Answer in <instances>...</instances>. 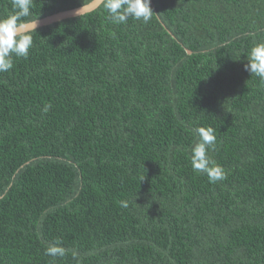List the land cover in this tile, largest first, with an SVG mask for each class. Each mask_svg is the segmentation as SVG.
<instances>
[{
  "label": "trees",
  "instance_id": "16d2710c",
  "mask_svg": "<svg viewBox=\"0 0 264 264\" xmlns=\"http://www.w3.org/2000/svg\"><path fill=\"white\" fill-rule=\"evenodd\" d=\"M90 1L33 0L19 23ZM150 6L31 30L0 73V264H264V81L244 68L264 0ZM194 127L224 180L193 170Z\"/></svg>",
  "mask_w": 264,
  "mask_h": 264
},
{
  "label": "clouds",
  "instance_id": "9594fccd",
  "mask_svg": "<svg viewBox=\"0 0 264 264\" xmlns=\"http://www.w3.org/2000/svg\"><path fill=\"white\" fill-rule=\"evenodd\" d=\"M32 3L33 0H12L14 12L0 17V73H6L13 68V55L26 58L29 54L33 38L19 21L30 16ZM150 4L151 0H104L103 7L114 23H126L129 17L147 23L154 15ZM34 30L36 31V25ZM246 59L245 70L264 81V41L255 43ZM50 108L51 105L46 104L43 111L46 113ZM191 131L198 138L190 148L193 170L205 174L209 183L224 180V169L209 155V149L214 148L216 144L215 129L194 127ZM122 206L126 207L127 204L122 202ZM66 252L58 241L49 243L45 248V254L53 258L64 257ZM75 256L76 253H73L74 258Z\"/></svg>",
  "mask_w": 264,
  "mask_h": 264
},
{
  "label": "water",
  "instance_id": "95a60500",
  "mask_svg": "<svg viewBox=\"0 0 264 264\" xmlns=\"http://www.w3.org/2000/svg\"><path fill=\"white\" fill-rule=\"evenodd\" d=\"M103 2H104V0H92L88 4H85L81 7H77L74 9L67 10V11L55 13L49 17L37 20L35 22L28 23V24L24 25V27L28 32H30L31 30L35 29V25H36V29H38V28H42V27H46V26L56 24V23L64 21V20L74 19V18L83 16L86 13H90V12L94 11ZM186 53L191 54V52L189 50H186Z\"/></svg>",
  "mask_w": 264,
  "mask_h": 264
},
{
  "label": "rangeland",
  "instance_id": "374dc122",
  "mask_svg": "<svg viewBox=\"0 0 264 264\" xmlns=\"http://www.w3.org/2000/svg\"><path fill=\"white\" fill-rule=\"evenodd\" d=\"M81 7V6H80ZM56 13H58V12H56ZM53 14H55V13H53ZM53 14H50L49 16H51V15H53ZM49 16H46V17H49ZM46 17H43V18H46ZM43 18H40V19H43ZM40 19H37V20H40ZM37 20H34V21H32V22H35V21H37ZM28 23H31V22H28ZM28 23H24L23 25H26V24H28Z\"/></svg>",
  "mask_w": 264,
  "mask_h": 264
}]
</instances>
